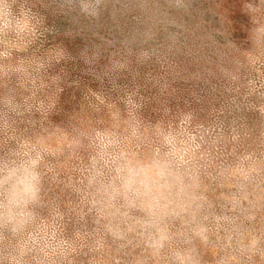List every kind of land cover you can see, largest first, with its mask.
I'll use <instances>...</instances> for the list:
<instances>
[{"label":"clouds","instance_id":"1","mask_svg":"<svg viewBox=\"0 0 264 264\" xmlns=\"http://www.w3.org/2000/svg\"><path fill=\"white\" fill-rule=\"evenodd\" d=\"M0 264H264V0H0Z\"/></svg>","mask_w":264,"mask_h":264},{"label":"rangeland","instance_id":"2","mask_svg":"<svg viewBox=\"0 0 264 264\" xmlns=\"http://www.w3.org/2000/svg\"><path fill=\"white\" fill-rule=\"evenodd\" d=\"M77 44H79V43H81L79 40L76 42ZM93 86H95V85H93ZM67 95V94H66ZM70 107V106H69Z\"/></svg>","mask_w":264,"mask_h":264}]
</instances>
